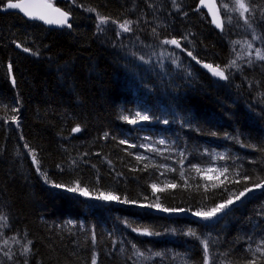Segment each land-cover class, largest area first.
I'll use <instances>...</instances> for the list:
<instances>
[{"label": "trees", "instance_id": "obj_1", "mask_svg": "<svg viewBox=\"0 0 264 264\" xmlns=\"http://www.w3.org/2000/svg\"><path fill=\"white\" fill-rule=\"evenodd\" d=\"M199 1L57 0L73 19L55 29L2 12L0 0V264H92L93 254L97 264H204L205 238L209 264H264V189L218 220L193 215L264 182V61L243 58L223 80L192 58L225 68L234 41L264 38V0H246L251 28L234 15L223 31ZM98 17L130 20L132 31L100 32ZM173 38L183 50L163 43ZM254 42L264 53V39ZM137 112L152 119H122ZM33 154L49 181L137 204L57 189Z\"/></svg>", "mask_w": 264, "mask_h": 264}, {"label": "snow or ice", "instance_id": "obj_2", "mask_svg": "<svg viewBox=\"0 0 264 264\" xmlns=\"http://www.w3.org/2000/svg\"><path fill=\"white\" fill-rule=\"evenodd\" d=\"M250 2V0H249ZM172 3L174 5V7L177 8V10H179V5L177 4L176 0H172ZM206 4V0H200V5H205ZM209 12L212 15V23L215 24V26L219 29H221V31H223L224 29V22L220 19L219 17V11L216 8V5L214 3V0L212 3H208L207 4ZM40 8L41 11L39 12H33L30 9L31 8ZM222 7L224 9L225 14H227V12L229 11V5L228 4H222ZM6 8L8 9H20L21 11H23L25 13L26 16H28L31 19H38V20H42L47 24H57V25H62V26H67V27H71V24L68 23V16L69 13L62 11L60 8L55 7L51 2H48V0H45L44 3L41 4H27L22 5V3L20 2H12V0H8V3L6 5ZM232 11H237L239 12V15L242 19H244L245 24H247L250 28H251V24L247 18V16L245 15L246 13H250L252 11H254L252 8L249 7V4L246 3V0H234V7L231 9ZM262 15H264V13H262ZM99 19V23L97 25L98 30L102 31V25L107 24L109 22V18L106 17H98ZM227 22L230 24L231 23V17H228ZM113 23H115L113 21ZM132 21H125L123 23L119 24V28L122 32H130L132 31V28L130 27V25L132 24ZM155 31V30H153ZM120 33L118 32L117 35H119ZM183 39H187V37H184ZM253 39H264L262 37H258V36H254ZM163 43L165 44H171V45H175L177 48L181 47L180 41L173 38L170 40H165L163 41ZM239 43V41H234L233 44H237ZM247 45L249 48H252L253 45L251 42H247ZM19 46V45H18ZM24 51H30L29 49L25 48ZM188 56H192L191 52L187 53ZM255 54H256V58L258 60L264 61V53H262L261 49L257 48L255 49ZM194 60L196 59L195 57H192ZM142 59V58H141ZM198 63H201L200 61H197ZM249 64L252 63L251 60L248 61ZM203 67L209 69L212 73L213 76H216L220 79L223 80H227L228 76L225 74V69H231V68H237L239 69V65L237 64L236 60H230L229 63L227 65H225V68H221L219 65L213 67L211 64H204ZM14 82V81H13ZM13 111H17L16 109H13ZM13 122H17V117H11ZM123 120L127 121L130 124H136L139 121H149L150 119H152V117H150L147 114H141L140 112L135 113V117L130 119L128 116H123L122 117ZM5 123H7V121H5ZM165 124L169 123V121L165 120L164 121ZM81 131V127L79 125H77L76 127H74L72 129L73 133H77ZM108 134L105 133V138H107ZM121 144H127L126 140H122L120 141ZM160 144H164L165 141L164 140H160L159 141ZM133 147H135V145H133ZM141 147H143V145H141ZM150 148V150L152 151H157L154 148H151V146H148ZM181 155H183V153H181ZM221 159H224L223 156L220 157ZM33 162L37 165V171L40 172V168H39V161L36 160L35 154H33L32 156ZM136 159L142 160L144 159L143 156H136ZM109 163H111V161H109ZM59 167V166H58ZM147 167V166H146ZM195 168V166H194ZM196 171H200L199 168L195 169ZM212 169H209V171H211ZM174 171V169H173ZM228 170L225 168L224 172H227ZM41 176L44 177L45 181L48 183H51L53 187L57 188V189H62L67 193H72L75 195H79L81 197H85L89 200H97V201H102V202H106V203H111V202H118V203H123V204H131V205H136L137 202L134 200H129L127 199V197L121 199L120 196H117L115 194L112 193H104V192H100L97 195H92V193L89 192V190L87 188L81 187L80 186V182L79 181H75L73 182V186H67L64 184H58L52 181H49V178L47 177L46 173L40 172ZM181 177L184 176V173L181 172L180 173ZM244 181L249 180L250 178L248 176H244L243 177ZM233 183H242L241 181H234ZM215 186V185H214ZM153 192L155 193L156 191H164V189H159L158 186L156 184H153L152 186ZM167 187L170 188H176L177 185L176 184H170ZM256 189H264V182H259V183H255L253 185V187H247L245 186L243 188V191H238V194L236 193H230L229 194V198L224 200L221 203H217L215 204L214 207L210 208L207 211L204 210H200L197 211L195 213H193L194 216L205 220V221H211L212 219H219L221 215H226L228 212H230L232 210V207L235 205V203L237 202H243V199H247L248 195L251 194L253 191H255ZM156 199H159V197H156ZM140 207H148V208H154L157 209L159 211H163V212H168V213H174V212H183L185 211V209H176V208H165L162 207L160 204H148V205H139ZM6 217L4 216H0V220L6 221ZM125 224H127L129 227H131L130 222L128 221H124ZM4 226H7L6 224H4ZM133 231L139 232L140 234H145V235H159V233H154L151 232L147 229H138V228H134ZM188 235L195 237L197 239H199L197 233L194 230L189 229ZM93 242H94V235H93ZM6 243V242H5ZM31 242H29L30 244ZM200 243L203 247V251H204V264H209V257H208V250H209V239L205 238L203 240H200ZM262 243H264V241H262ZM133 249L135 250V255L137 257L140 258H144V259H148V257L144 256L143 252H140L139 249H137L136 245H132ZM30 251L29 247H25L24 248V254H27ZM258 252H264V248H257ZM5 255L9 256V259H11V255L9 253H5ZM155 255H160L159 253L155 254ZM27 264V262H26ZM92 264H97V258L95 256V254H93L92 257ZM250 264H256V261L253 260L250 262Z\"/></svg>", "mask_w": 264, "mask_h": 264}, {"label": "rangeland", "instance_id": "obj_3", "mask_svg": "<svg viewBox=\"0 0 264 264\" xmlns=\"http://www.w3.org/2000/svg\"><path fill=\"white\" fill-rule=\"evenodd\" d=\"M49 1L53 2V3H56L57 0H49ZM232 2H233V5H232ZM225 3L229 5V11L227 12V14H225V12H224V17H222V13L220 12L222 20H224L225 17H226V20H228V17H231V21H232L234 15H235V17L238 16L239 18H241L240 15H239V12L231 10L234 7V0H231L229 2H226V0H225ZM249 14L250 13H246L245 14L247 16V18L249 16ZM242 20H244V19H242ZM105 25H110V26H112V28H118L119 27L118 23H116V22L113 23L111 21L108 22L107 24L102 25L101 27H104ZM108 28H110V27H108ZM112 28L109 29L110 31H104V32H112V30H113ZM102 29H104V28H102ZM102 31H100V32H102ZM254 36H256V35H254ZM255 40L252 37L251 39H246V40H243V41L241 40V41H239V43L234 44L236 62H238L239 60H241L243 58L247 59V58L256 57L255 49H257V48L261 49V51L263 53L262 47L261 46H257V43L254 42ZM247 42H251L253 47L249 48L248 45H247Z\"/></svg>", "mask_w": 264, "mask_h": 264}, {"label": "water", "instance_id": "obj_4", "mask_svg": "<svg viewBox=\"0 0 264 264\" xmlns=\"http://www.w3.org/2000/svg\"><path fill=\"white\" fill-rule=\"evenodd\" d=\"M15 2H20V3H22V5H27V4H34V5H36V4H41V3H44L45 2V0H18V1H14V3ZM213 2V0H206V4L205 5H200V7L201 8H203L204 10H206L207 12H208V14H209V16H210V18H211V20H212V15H211V13L209 12V9H208V6H207V4L208 3H212ZM214 3H215V5H216V8L218 9V7H217V0H214ZM55 7H57V6H55ZM57 8H60V7H57ZM62 11H65V10H63L62 8H60ZM31 11H33V12H39V11H41V9L40 8H35V7H33V8H31L30 9ZM1 11L2 12H7V11H15V12H19L20 14H22L26 19H28V20H31V21H38V22H41L42 24H44L45 26H47V27H51V28H55V29H64V28H69V27H67V26H62V25H57V24H47V23H45L44 21H42V20H38V19H31V18H29L28 16H26L25 15V13L23 12V11H21L20 9H8V8H6V6L5 7H3V8H1ZM219 11V10H218ZM65 12H67V11H65ZM69 13V12H68ZM219 17H220V19H221V16H220V12H219ZM72 19H73V17H72V15L69 13V16H68V23L69 24H71V22H72ZM222 20V19H221ZM214 26H215V24H213ZM216 27V26H215ZM217 28V27H216ZM219 29V28H218ZM171 46H175V45H171ZM179 49H182V47H180ZM200 67H202L203 69H205L206 71H208L210 74H212L211 73V71L209 70V69H207V68H205V67H203V65L204 64H210V63H207V62H201V63H198L197 61V59H195L194 60ZM212 65V64H211ZM214 67V66H213ZM77 133H79V132H77ZM76 134V133H75Z\"/></svg>", "mask_w": 264, "mask_h": 264}, {"label": "bare ground", "instance_id": "obj_5", "mask_svg": "<svg viewBox=\"0 0 264 264\" xmlns=\"http://www.w3.org/2000/svg\"><path fill=\"white\" fill-rule=\"evenodd\" d=\"M199 6H200V2H199ZM217 7H218V10L219 12H221V7H220V4L217 2ZM201 8V7H200ZM203 9V8H202ZM204 10V9H203ZM206 11V10H205ZM210 17V16H209ZM211 19V18H210ZM212 21V20H211ZM213 24V23H212ZM213 66V65H212Z\"/></svg>", "mask_w": 264, "mask_h": 264}]
</instances>
